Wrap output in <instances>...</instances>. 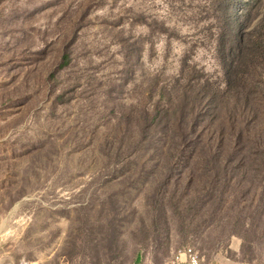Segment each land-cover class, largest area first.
Wrapping results in <instances>:
<instances>
[{
    "label": "rangeland",
    "instance_id": "374dc122",
    "mask_svg": "<svg viewBox=\"0 0 264 264\" xmlns=\"http://www.w3.org/2000/svg\"><path fill=\"white\" fill-rule=\"evenodd\" d=\"M227 2L0 0V264H166L186 246L205 264H250L244 241L225 242V233L203 231L184 243L169 207L171 233L156 237L149 205L156 183L145 171L114 179L100 151L125 114L142 117L186 92L200 98L207 139L228 143L222 118L235 93L227 94L226 72L238 76L264 0H237L232 10ZM254 116L242 127L260 124L262 113ZM193 184L185 190L198 192ZM245 211L263 237L252 264H264V203ZM116 234L119 243L110 242Z\"/></svg>",
    "mask_w": 264,
    "mask_h": 264
},
{
    "label": "trees",
    "instance_id": "16d2710c",
    "mask_svg": "<svg viewBox=\"0 0 264 264\" xmlns=\"http://www.w3.org/2000/svg\"><path fill=\"white\" fill-rule=\"evenodd\" d=\"M236 2L228 0L227 10H232ZM69 55L67 48L61 68L69 64ZM241 57L244 62L237 65L238 76L226 72L233 79H228L232 84L226 85L227 94L234 99L235 93L232 112L222 118L231 132L228 143L226 137L220 138V142L207 139L199 120L200 117L204 120V112L197 104L200 98L190 97L186 92L179 99L161 101L153 109L144 108L142 117L135 112L125 114L114 135L101 144L100 151L111 164L114 179H132L145 171L147 179L156 183L155 193L149 198L155 213L156 237L163 235L166 240L171 233L166 211L169 207L177 217V230L184 243L194 242L203 231L205 235L212 231L225 233V242L233 238L244 241V260L252 264L263 237L257 232L254 217L243 213L257 200L264 203V21L251 47ZM207 99L209 106L212 97ZM65 100V94L56 96L58 103ZM251 107L253 112L246 117ZM229 109L227 105L226 111ZM258 110L263 115L260 124L253 129L251 122L247 128L242 127L250 116L253 121L259 120L254 116ZM141 147L144 152L135 161L131 155ZM125 153L129 155L123 157ZM186 156L190 161L182 171L180 165ZM189 176L191 182L200 183L196 193L185 190L194 185L185 183ZM227 206L231 210L225 214ZM119 209L124 210V206L119 205ZM110 242L119 243L118 235Z\"/></svg>",
    "mask_w": 264,
    "mask_h": 264
},
{
    "label": "built area",
    "instance_id": "2783aa9c",
    "mask_svg": "<svg viewBox=\"0 0 264 264\" xmlns=\"http://www.w3.org/2000/svg\"><path fill=\"white\" fill-rule=\"evenodd\" d=\"M166 264H204V260L196 248L186 246L176 250Z\"/></svg>",
    "mask_w": 264,
    "mask_h": 264
}]
</instances>
